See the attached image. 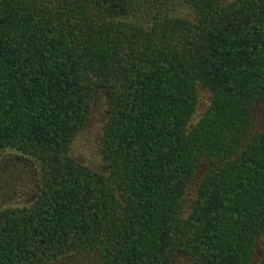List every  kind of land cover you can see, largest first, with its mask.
Here are the masks:
<instances>
[{
	"label": "trees",
	"instance_id": "16d2710c",
	"mask_svg": "<svg viewBox=\"0 0 264 264\" xmlns=\"http://www.w3.org/2000/svg\"><path fill=\"white\" fill-rule=\"evenodd\" d=\"M262 106L264 0H0V264H264Z\"/></svg>",
	"mask_w": 264,
	"mask_h": 264
},
{
	"label": "rangeland",
	"instance_id": "374dc122",
	"mask_svg": "<svg viewBox=\"0 0 264 264\" xmlns=\"http://www.w3.org/2000/svg\"><path fill=\"white\" fill-rule=\"evenodd\" d=\"M101 97L94 101V112L91 120L88 122L84 131H82L76 138L72 147V154L78 160L93 168L102 169L103 161L100 153V131L101 122L104 119L102 114L103 105ZM208 101V94L204 90H199L198 101L195 112L190 119V123L194 121L205 109ZM264 118V106L261 107L256 114L255 121L262 123ZM19 165V164H17ZM22 165V164H21ZM4 162L0 164V204L22 206L26 205L33 196L35 187V180L38 176L37 165L33 163L32 166L18 167L15 174L7 177V171ZM36 176V177H35ZM10 181V182H9ZM35 181V182H34ZM9 182L8 186L6 184ZM7 189V190H6ZM264 241L259 240L255 246V256L259 257L263 253ZM175 264H187L186 260L179 257Z\"/></svg>",
	"mask_w": 264,
	"mask_h": 264
}]
</instances>
